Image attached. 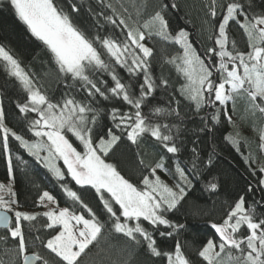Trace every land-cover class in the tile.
Instances as JSON below:
<instances>
[{
  "label": "trees",
  "instance_id": "obj_1",
  "mask_svg": "<svg viewBox=\"0 0 264 264\" xmlns=\"http://www.w3.org/2000/svg\"><path fill=\"white\" fill-rule=\"evenodd\" d=\"M233 2L241 4L243 11L226 25L227 48L247 53L250 51L249 40L240 22L245 14L249 18L264 14V0H215V3L213 0H52L53 5L69 17L75 28L95 42L94 46L101 53L102 59L114 69L133 98L140 97L141 85L144 84L143 73H129L127 69L115 64L97 37L126 42L127 29L119 24L122 17L134 18L143 24L160 11L168 21V31L172 37L180 30L186 31L196 54L211 68L213 82H218L219 73L216 69L219 58L209 53L208 49L219 50L215 44L219 25L226 15L227 4ZM212 7L216 10L215 16L210 14ZM112 20L117 23L113 24ZM148 35L147 43L152 49V56L148 58V74L154 83V90L144 97L140 111L149 123L169 126L165 134L173 137L169 146L175 143L178 148L175 154L168 153L163 143L151 137L150 133L142 134L136 143L130 141L127 130L115 127L111 112L116 108L121 113L131 115L136 109L125 102L122 96H114L111 92H106L108 99L98 94L89 97L87 86L73 80L70 74L61 72L48 46L31 34L15 15L8 0H0V47L19 63L34 86L53 103H63L69 97L85 104L91 103L96 109V123L90 125L94 142L97 143L100 137L108 138L105 134L109 129L121 137L109 147L106 155L101 154L102 159L112 164L138 188H143L144 176L153 178L151 169L161 160L164 164L161 170L171 181L180 183L176 173L177 165L186 171L191 181L186 184L185 195L176 208L164 213L172 225L183 227L151 225L141 218L140 223L156 241L160 256L148 251L147 242L142 238L138 237L141 242L136 243L123 234L115 233L95 189L77 185L61 165L64 179H57L48 167L12 135L15 133L23 139L34 141L36 136L31 122L38 116L31 111H20L19 106L28 103V93L0 57V110L4 114L3 125L10 130L7 150L3 147L4 134L0 130V183L8 180L12 183V192L15 193L13 198L16 201L12 206L36 211L34 220H21V227L27 241V253L39 255L41 261L62 264L59 257L44 247L47 239L55 235L60 226H47L48 217L40 211L38 202L43 192H49L58 205L69 208L70 212L90 218L87 210L67 195L65 187L77 192L80 200L92 209L102 223L107 221L99 243L89 245L79 258V264H168L164 253L174 254L177 243L190 264H207L199 252L209 239L219 243L218 234L212 225L222 223L241 197L244 198L246 210L254 209L257 222L264 219V184L261 183L264 174L252 163L253 157L263 159L259 133L262 131L264 113L252 110L246 95L234 101L229 100L223 106L218 102L208 103L206 96L205 103L197 109L196 104L182 92L184 75L169 62L182 50L180 44L173 39H162L154 32ZM135 51L139 53L138 49ZM90 79L97 82L102 91L114 87L110 72L93 71ZM165 80L166 85L163 83ZM157 108L162 109V112L156 113ZM214 115L216 120L212 119ZM229 115L235 118L243 130L249 132L233 139ZM66 135L76 148L81 149L75 136L71 133ZM212 183L217 185L215 190L210 187ZM105 198H108L107 194ZM112 203L119 214V206ZM14 222L12 219V225ZM135 223L130 221L129 225L134 226ZM246 234V225H243L238 235ZM17 248L18 241L11 237L10 228L0 229V264H21ZM232 252L236 254L235 250Z\"/></svg>",
  "mask_w": 264,
  "mask_h": 264
},
{
  "label": "snow or ice",
  "instance_id": "obj_2",
  "mask_svg": "<svg viewBox=\"0 0 264 264\" xmlns=\"http://www.w3.org/2000/svg\"><path fill=\"white\" fill-rule=\"evenodd\" d=\"M8 4L31 34L48 46L55 56L60 71L70 74L73 80L83 82V85L87 86L89 97L98 94L108 99L106 92H111L114 96H122L125 102L136 109L131 115L121 113L116 108L111 112V118L116 122L115 127L127 130L126 134L130 141L136 143L142 134L150 133L151 137L163 143L168 153L178 152L174 142L169 146V142L173 141L172 136L165 134L169 126L149 123L140 111L144 97L154 90V83L148 74V58L152 56V49L142 43L145 39L143 31L129 26L124 19H120L119 24L127 29L126 42L122 43L118 39L111 38H96L100 41L101 47L113 58L115 64L127 69L129 73H143L144 84L141 85L140 97L133 98L114 69L102 59L101 53L94 46L95 42L86 38L75 28L69 17L53 5L52 0H8ZM172 6L175 7V5ZM242 11L239 3L227 4L226 15L219 25V34L215 40L219 50L208 49L209 53L219 58L216 69L219 73L218 82H213L211 68L194 52L183 30L176 33L174 37L171 36L168 31V21L162 12L157 11L151 20L143 25L149 34L154 32L162 39H173L175 43L182 45L183 55L173 57L169 62L176 64L180 61L177 68L186 79L183 93L196 104L197 109L205 103L206 96L208 103L218 102L223 106L229 100L234 101L235 98L246 95L251 109L264 113V14L253 15L251 18L245 14L243 21L240 22L249 40V52L230 51L227 48L226 25L229 20L236 19ZM210 14L216 15L214 7L211 8ZM111 22L117 23L115 20ZM131 45H134L139 53L135 50L129 51ZM0 57L8 62L12 75L17 77L26 89L28 103L19 106V109L21 112L31 111L37 114L38 118L31 122V127L34 129V135L42 138L41 141L30 144L21 136L12 133L15 139L20 141L32 155L45 163V166L59 180L64 179V173L53 161L62 160L67 173L77 185L91 186L95 189L112 221L110 227L115 233L123 234L136 243L141 242L138 237L142 238L147 242V250L155 256H160L161 252L156 247V241L140 221L142 218L151 225L183 227L172 225L165 218L164 213L176 208L178 202L183 199L185 186L191 183L186 171L177 165L176 173L180 183L175 188L169 187L156 175L157 169L164 168L161 160L151 169L154 180L144 176L143 188L133 185L112 164L102 159L101 154L106 155L109 147L121 137L109 129L105 135L110 139L106 141L104 137H100L98 144L93 141L90 125L96 123V109L91 103L78 102L74 97L64 99L63 103L51 102L34 86L31 78L3 47H0ZM93 71L110 72L114 87L102 91L97 86V82L90 79V73ZM163 83L166 85L167 81ZM155 111L161 113L162 109L157 108ZM212 119L216 120L217 117L214 115ZM3 120L4 114L0 110V130L4 134L3 147L7 150L10 130L4 127ZM67 133H71L82 143V152L69 141ZM261 139H264V135ZM41 151H46L48 156L41 157ZM193 167L195 168V164ZM9 170L11 171L10 160ZM260 171L264 172V168ZM261 183L264 184V181ZM210 187L215 190L217 185L212 183ZM65 191L69 197L78 201L82 208L87 210L90 218L70 212L69 208L45 212L43 215L51 221L47 226L54 228L59 225L61 230L47 239L44 247L59 257L62 264H79V258L89 245H93L94 242L99 243L107 221L102 223L92 209L80 200L77 192L67 187ZM105 194L108 198H105ZM14 196L15 193L10 186L0 184V225L10 228L11 237L18 241L17 255L23 257V264H32L42 258L37 254L32 256L25 254L27 241L22 231L21 220L32 221L35 215L15 211V226L10 227L12 221L7 213L13 211L12 205L16 203ZM45 198L49 202L54 201V197L48 192H44L40 199L43 201ZM112 202L119 206V214L117 210H114ZM244 204V198L241 197L222 223L212 225L218 234L219 243L209 239L199 252V256L207 261V264H264V219L257 222L254 219V209L246 210ZM130 221H136L134 226L129 225ZM243 225H246L247 234L240 236L238 233ZM232 250H235V255ZM164 255L167 256L168 264H190L182 253L179 243L175 246L174 254L164 253ZM43 264H48V261L44 260Z\"/></svg>",
  "mask_w": 264,
  "mask_h": 264
},
{
  "label": "rangeland",
  "instance_id": "obj_3",
  "mask_svg": "<svg viewBox=\"0 0 264 264\" xmlns=\"http://www.w3.org/2000/svg\"><path fill=\"white\" fill-rule=\"evenodd\" d=\"M121 19H124L125 21H126V23L129 25V26H131V27H134V28H137V29H139L140 31H143L144 33H145V39L142 41V43H144L145 44V46H147V47H149L148 46V43H147V41H148V39H149V35H148V30L147 29H144L143 28V25L146 23V22H148V21H150L151 20V18L150 19H148L147 21H145L143 24H139L138 22H136L135 20H134V18H128V17H122ZM184 31V30H183ZM185 33H186V31H184ZM187 34V33H186ZM187 38V41L190 43V41H189V39H188V37H186ZM191 44V43H190ZM180 46H181V48H182V50L180 51V53H178L177 55H175V56H173V57H177V56H182L183 55V47H182V45L180 44ZM191 47H192V45H191ZM150 48V47H149ZM192 49H193V47H192ZM133 50H136L135 49V46L134 45H131L130 46V48H129V51H133ZM194 50V49H193ZM194 52H195V50H194ZM196 53V52H195ZM172 57V58H173ZM3 58V57H2ZM6 62V64H7V66L10 68V66L8 65V62L7 61H5ZM180 63V61H177V63L176 64H173L174 66H176V68H177V64H179ZM178 69V68H177ZM182 73V72H181ZM186 84V79H185V82L182 84V87H181V89H182V92H183V87H184V85ZM226 88H227V86H226ZM184 94V93H183ZM185 95V94H184ZM186 96V95H185ZM229 117H230V120H231V123H232V127H231V137L233 138V139H237L239 136H241L242 134H244L245 132H249V130L248 131H245V130H243L242 129V126L235 120V118H233L232 116H230L229 115ZM33 132H34V129H33ZM259 135H260V137H259V140H260V148H261V158H263V159H259V158H257V157H253V159H252V163H253V165H255V166H257L259 169H261V168H264V139H261V136L262 135H264V123H262V131L259 133ZM44 140H46V138H43ZM108 139H110L109 137L108 138H106L105 140L107 141ZM23 140H25V141H28V140H26V139H23ZM42 140V138H40V137H36V139L34 140V141H28L30 144L31 143H35V142H37V141H41ZM78 140V139H77ZM79 141V140H78ZM99 142V141H98ZM98 142H97V144H98ZM79 144H80V147H81V149H78L77 148V150L78 151H83V145H82V143L79 141ZM74 146V145H73ZM75 147V146H74ZM28 150V149H27ZM29 151V150H28ZM40 156L41 157H46V156H48V153L46 152V151H41L40 152ZM37 158V157H36ZM39 160V159H38ZM40 162H42L41 160H39ZM54 163H55V165H56V167H59L60 168V165L61 166H63L65 169H66V166L63 164V161L62 160H60V159H56V160H54L53 161ZM106 162V161H105ZM43 163V162H42ZM106 163H108V162H106ZM44 165H45V163H43ZM155 166H153V168H154ZM67 170V169H66ZM263 174H264V172H263ZM156 175H158L159 176V178H160V180L163 182V183H165V184H167L169 187H173V188H175L176 187V183H174L173 181H171L166 175H164V173L162 172V170L161 169H157V171H156ZM153 180L155 179V177L153 176V178H152ZM263 181H264V179H263ZM0 184H3V185H5L6 187L7 186H10L11 187V189H12V187H13V185H12V183L8 180V181H3V182H1ZM46 192V191H45ZM44 193V192H43ZM43 193L41 194V196H40V198L43 196ZM49 193V192H48ZM49 195H51L50 193H49ZM52 196V195H51ZM53 197V196H52ZM39 198V200H38V202H39V205L41 206V208H40V211H42V212H49V211H58L59 209H63V208H65L64 206H60V205H58L57 204V202L55 201V199H54V201L53 202H49L48 200H47V198H45L43 201H41V199ZM235 206V205H234ZM234 206H233V208H234ZM12 209H13V211L12 212H9V213H11L12 215H13V218L12 219H14V221H15V216H14V212L15 211H20V212H24V213H29V214H35V212L36 211H31V210H27V209H19V208H17V207H14V206H12ZM49 223H51V221H49ZM74 223V222H73ZM15 226V222H14V224L12 225H10V227H14ZM81 227H82V225H81ZM61 230V229H60ZM218 244V243H217ZM219 249L217 248V251H218ZM25 254H28L27 252L25 253ZM19 258H20V260L22 261L23 260V257L22 256H19ZM226 260H227V257H226Z\"/></svg>",
  "mask_w": 264,
  "mask_h": 264
},
{
  "label": "water",
  "instance_id": "obj_4",
  "mask_svg": "<svg viewBox=\"0 0 264 264\" xmlns=\"http://www.w3.org/2000/svg\"><path fill=\"white\" fill-rule=\"evenodd\" d=\"M7 214L9 215V217H10V219H11V221H12L13 215H12L11 213H7ZM0 229H6V228H5L3 225H0ZM27 255L32 256V255H34V254L29 253V254H27ZM43 262H44V261L39 260V261H34V262H32V264H43ZM21 264H23V260H22Z\"/></svg>",
  "mask_w": 264,
  "mask_h": 264
}]
</instances>
